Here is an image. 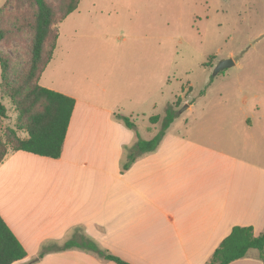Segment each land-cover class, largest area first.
Instances as JSON below:
<instances>
[{
    "label": "crops",
    "instance_id": "1",
    "mask_svg": "<svg viewBox=\"0 0 264 264\" xmlns=\"http://www.w3.org/2000/svg\"><path fill=\"white\" fill-rule=\"evenodd\" d=\"M131 78L148 84L147 72ZM62 94L75 104L60 157L18 150L0 163V216L26 251L12 264H117L58 250L77 237L131 264H207L234 226L264 230V150L248 141L258 130L249 114L225 135L167 131L122 170L134 130L112 119L113 109ZM259 254L229 264H264Z\"/></svg>",
    "mask_w": 264,
    "mask_h": 264
},
{
    "label": "rangeland",
    "instance_id": "2",
    "mask_svg": "<svg viewBox=\"0 0 264 264\" xmlns=\"http://www.w3.org/2000/svg\"><path fill=\"white\" fill-rule=\"evenodd\" d=\"M33 7L10 2L1 11L3 26L16 27ZM58 30L43 86L113 109L112 119L130 118L145 140L157 134L168 107L176 116L166 132L203 136L225 135L232 120L247 113L258 129L248 141L264 150V0H81ZM29 37L25 29L11 42H0L13 77L27 58ZM225 59L233 64L213 75ZM134 72H147L145 89L141 79L131 78ZM0 100L6 107L0 138L25 137L15 107L1 91ZM153 115L159 116L156 123L149 121Z\"/></svg>",
    "mask_w": 264,
    "mask_h": 264
},
{
    "label": "trees",
    "instance_id": "3",
    "mask_svg": "<svg viewBox=\"0 0 264 264\" xmlns=\"http://www.w3.org/2000/svg\"><path fill=\"white\" fill-rule=\"evenodd\" d=\"M12 1H15L16 6L27 2L34 7L30 13H22L16 27L7 28L2 24L4 15L1 11ZM78 3L79 0H59L57 5L48 0H5L0 6V42H11L20 36L22 30H30V37L24 42L27 58L15 77L12 76L11 58L0 51V91L15 107L20 120L18 126L26 134L25 137H19L13 133L5 141L0 138V163L7 153L18 150L50 158H59L61 155L75 100L41 86L39 80L52 58L58 37L57 25L76 10ZM5 114L6 107L0 100V116ZM175 116V110L168 107L157 134L148 140L138 137L135 144L126 149L127 160L121 169H127L142 153L155 150ZM121 120L127 128L134 130L133 120L128 117H121ZM158 120V115L149 118L151 123ZM72 247L92 251L117 264H131L84 237L68 240L58 250ZM250 249H257L264 263V230L254 235L251 226H234L214 250L207 264H229L243 258ZM25 256L24 247L0 216V264H12Z\"/></svg>",
    "mask_w": 264,
    "mask_h": 264
},
{
    "label": "water",
    "instance_id": "4",
    "mask_svg": "<svg viewBox=\"0 0 264 264\" xmlns=\"http://www.w3.org/2000/svg\"><path fill=\"white\" fill-rule=\"evenodd\" d=\"M233 64L232 59L221 60L214 68L213 75L218 74L221 70L231 66ZM187 107V106H186Z\"/></svg>",
    "mask_w": 264,
    "mask_h": 264
}]
</instances>
